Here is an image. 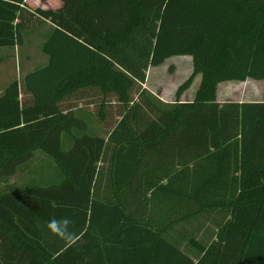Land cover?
<instances>
[{
  "label": "trees",
  "instance_id": "16d2710c",
  "mask_svg": "<svg viewBox=\"0 0 264 264\" xmlns=\"http://www.w3.org/2000/svg\"><path fill=\"white\" fill-rule=\"evenodd\" d=\"M30 35L46 64L0 88V264H264V102L215 101L264 80V0H0V49ZM173 57L164 103L143 85Z\"/></svg>",
  "mask_w": 264,
  "mask_h": 264
},
{
  "label": "rangeland",
  "instance_id": "374dc122",
  "mask_svg": "<svg viewBox=\"0 0 264 264\" xmlns=\"http://www.w3.org/2000/svg\"><path fill=\"white\" fill-rule=\"evenodd\" d=\"M42 41L35 35H30L25 39V43L22 48L12 49H0V59L6 60L9 65H0V88L8 82V78L13 77L20 78L27 73H30L37 68L46 64V58L40 53V45ZM9 59L15 61L14 68L10 65ZM190 58L185 57H173L170 58L162 67L158 69H151L149 73L148 85L153 86L155 91H158L160 87L165 90V96L167 101L174 102L175 91H177L178 84L184 83L191 75V62L187 61ZM200 77L196 76L190 87L187 89L188 96L187 101H183V98H179L180 102H192L195 93L199 87ZM185 92V94L187 93ZM193 95V99L192 96ZM215 101L219 104L224 103H243V102H264V80H247L244 83H223L217 86ZM39 158L41 163L39 162ZM42 165L45 170L38 173V181H42L50 175H56L53 169H56L55 163L47 156L40 154L37 156V160L33 163V166L39 167ZM36 175L29 174L27 171H22L16 176L8 180L7 185H12L14 188L23 187L29 181H34ZM41 184V183H37ZM35 184V185H37ZM50 184V182L43 183ZM5 186L0 184V191Z\"/></svg>",
  "mask_w": 264,
  "mask_h": 264
},
{
  "label": "clouds",
  "instance_id": "9594fccd",
  "mask_svg": "<svg viewBox=\"0 0 264 264\" xmlns=\"http://www.w3.org/2000/svg\"><path fill=\"white\" fill-rule=\"evenodd\" d=\"M72 221L67 217H52L46 224L49 232L65 242H74L76 240L75 232L70 230Z\"/></svg>",
  "mask_w": 264,
  "mask_h": 264
},
{
  "label": "crops",
  "instance_id": "0c3cea01",
  "mask_svg": "<svg viewBox=\"0 0 264 264\" xmlns=\"http://www.w3.org/2000/svg\"><path fill=\"white\" fill-rule=\"evenodd\" d=\"M185 58H190V60L189 59H187V61L189 62H191V64H190V67H191V71L193 72V66H192V59H191V57H185ZM166 61H168V60H166ZM166 61L164 62V64L166 63ZM164 64H162V65H164ZM162 65L161 66H158V67H155V68H149L148 70H147V72H146V81H145V84L143 85V87L148 91V92H150L152 95H154L155 97H157L159 100H161L162 102H164V103H171V102H169V101H167V99H166V96H165V90L162 88V87H160L159 89H158V91H155V89H153V86H150V85H148V79H149V73H150V70L151 69H158V68H160V67H162ZM192 72H191V74H192ZM191 76V75H190ZM189 76V77H190ZM200 77V76H199ZM188 79V78H187ZM200 80H201V78H200ZM225 83H231V82H225ZM233 83H236V82H233ZM238 83V82H237ZM183 84V83H182ZM223 84V83H222ZM179 85H181V84H178V86ZM199 85H200V83H199ZM199 88V87H198ZM198 90V89H197ZM176 92L177 91H175V94H174V97H176ZM185 92H187V90L185 91ZM185 92L180 96L181 98H183L184 100L183 101H187V97L188 96H190V95H188V92L185 94ZM197 92V91H196ZM196 94V93H195ZM192 96V99H193V95H191ZM194 98H195V96H194ZM194 100V99H193ZM192 100V101H193ZM191 102V101H190ZM238 103V102H237ZM241 103V102H240ZM244 103V102H243Z\"/></svg>",
  "mask_w": 264,
  "mask_h": 264
}]
</instances>
